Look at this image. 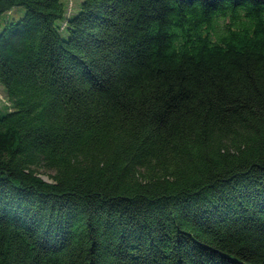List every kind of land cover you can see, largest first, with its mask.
<instances>
[{"label":"trees","instance_id":"trees-1","mask_svg":"<svg viewBox=\"0 0 264 264\" xmlns=\"http://www.w3.org/2000/svg\"><path fill=\"white\" fill-rule=\"evenodd\" d=\"M18 8L0 264H264V0Z\"/></svg>","mask_w":264,"mask_h":264},{"label":"rangeland","instance_id":"rangeland-1","mask_svg":"<svg viewBox=\"0 0 264 264\" xmlns=\"http://www.w3.org/2000/svg\"><path fill=\"white\" fill-rule=\"evenodd\" d=\"M64 2L66 3L68 14H73L74 11L76 10V7H77L78 3H79V0H64ZM17 10H18V12H17L16 16H14V17H6V16H4L0 20V31L3 29L4 25L8 21L17 20L23 15L24 10L22 8H18ZM12 15H14V14H12ZM62 36L66 37L65 34H62ZM4 101H5V94L2 91V89L0 88V107L2 106Z\"/></svg>","mask_w":264,"mask_h":264}]
</instances>
